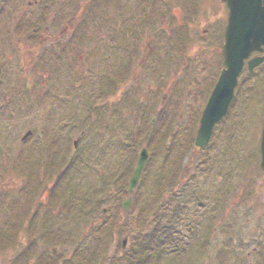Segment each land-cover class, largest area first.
<instances>
[{
    "label": "rangeland",
    "instance_id": "obj_1",
    "mask_svg": "<svg viewBox=\"0 0 264 264\" xmlns=\"http://www.w3.org/2000/svg\"><path fill=\"white\" fill-rule=\"evenodd\" d=\"M33 1L0 0V264H60L62 257L86 264L98 229L113 216L114 231L102 263L111 264V257L123 260L121 241L129 231L130 250L136 249L137 208L155 209V190L162 188L161 178L178 157L183 160L181 172L176 184L160 192L161 197L169 196L162 206H211L223 196L231 204L226 206V221L236 223L227 233L203 238L198 255L200 241H192L186 249L191 257L185 258H191V264H219L218 257H248L254 247L264 252V173L258 154L264 69L245 75L210 147L195 152L191 141L222 68L227 7L219 0H203L201 15L189 16L184 4L179 8L175 0ZM97 1L107 12L94 11L91 19L88 9ZM191 20L192 41L186 34L178 44L181 37L173 27L190 25ZM94 23L99 30H92L91 41L83 27L94 28ZM47 27L55 34L68 31L59 42L41 44L36 29L47 36ZM109 32L121 38L124 34L119 43L128 46L123 52L118 43L119 53L110 59L104 48ZM136 43L137 51L130 48ZM164 43L176 45L156 54L157 45ZM117 56L127 58L130 66L117 70ZM153 60H161L160 65L152 67ZM106 76L115 82L105 84ZM27 131L32 133L23 140ZM142 146L150 157L127 212L120 204ZM65 181L72 185L70 191L64 190ZM94 184L106 188L100 197V190L89 195ZM5 235L11 238L9 244L1 242ZM157 250L163 253L164 248ZM171 253L160 257V264H180Z\"/></svg>",
    "mask_w": 264,
    "mask_h": 264
},
{
    "label": "water",
    "instance_id": "obj_2",
    "mask_svg": "<svg viewBox=\"0 0 264 264\" xmlns=\"http://www.w3.org/2000/svg\"><path fill=\"white\" fill-rule=\"evenodd\" d=\"M230 7V17L226 29V42L223 53L224 68L217 85L205 108L201 126L196 135V146H206L212 136L214 125L227 113L234 98V89L242 71L244 60L254 50L264 51V0H224ZM264 61V56L253 58L249 69L253 71ZM1 72V69H0ZM261 163L264 171V126L261 140ZM149 157L146 148L140 151L134 174L130 179V192L138 184L143 168ZM129 202H125L127 206Z\"/></svg>",
    "mask_w": 264,
    "mask_h": 264
},
{
    "label": "flooded vegetation",
    "instance_id": "obj_3",
    "mask_svg": "<svg viewBox=\"0 0 264 264\" xmlns=\"http://www.w3.org/2000/svg\"><path fill=\"white\" fill-rule=\"evenodd\" d=\"M218 1V0H217ZM224 6L227 7L228 9V5L224 0H219ZM34 4H37V0L33 1ZM156 2V1H155ZM162 0H160L159 2L156 3H161ZM183 3L184 4V8L186 9V12H188V15L190 16H198L201 15V9H202V5L204 4L203 0H200V2H198L197 0H175V5L180 7V4ZM29 4H32L31 1L29 2ZM38 5V4H37ZM173 5V4H172ZM169 4L167 3V9L169 8ZM223 10V9H222ZM185 12V11H184ZM229 13V10H228ZM161 17H166V14L164 12H161ZM164 20V19H163ZM190 25H179V26H175L174 28V34L175 36H180L181 39L178 40V44H183V40L186 34L190 35L191 37V41H192V35H193V25H192V20L189 21ZM219 28V24L216 25ZM48 28V27H47ZM223 30V34H221V37L224 36V29L222 27ZM221 31V30H220ZM66 33L67 30H61L59 32V35L57 36L58 38L63 36V33ZM219 34V31H218ZM52 33L49 32L48 37H52ZM175 36H170L171 38H174ZM40 37L43 38L42 40V44L47 43V40L45 38V36L43 34L40 35ZM159 44V43H158ZM163 47L161 45H157V47L155 49H157L156 54H158L160 51H163L164 49H166L167 47L176 45L173 43H170L169 45H167L166 43L162 44ZM138 44L136 43L135 46L130 47L133 48L134 50H138ZM167 46V47H165ZM128 49V46H123V52L125 50ZM154 49V50H155ZM222 51V49H221ZM186 53V52H185ZM122 58V63L124 64V66L127 68L129 65V60L127 61V58L121 56ZM156 58V57H155ZM124 59V60H123ZM223 59V56H222ZM157 60V58H156ZM152 62V67L154 65L157 64V62L154 63V60L151 61ZM223 64V63H221ZM210 96V95H209ZM207 100H205V105L207 104ZM231 110V109H230ZM230 112V111H229ZM163 207L161 205L157 206L156 209L152 212H144L142 210V208H137L138 209V214H137V219L138 222H136L135 224L138 225L137 228L140 229L139 231V236L137 238V258H139L141 261H138L139 264H144V257H146L145 255V249H144V242L146 239V236L153 234L154 231L159 230V229H163V231L161 232V234L163 235V237H165V245H164V250L163 253L161 254V257H163L168 251L170 252H174L171 253L174 257H191V253L187 252V246L190 244L191 240L188 237V233H192L194 228L192 227V225H187L188 227L186 228V230H184V228H182L186 223H188V219H189V214H191L190 216H192L191 219H198V218H203L207 225L209 227H211L214 231H218L219 229L222 230V232H228L230 229L234 228V225L236 223L234 222H227L226 218H225V214L226 213V207L222 204L220 206H218L217 208H208V207H204L202 206L201 208H197V211L194 212H189L184 211L183 208H178V206H166L164 207V212L160 214V210ZM186 208V207H185ZM177 209H181V211H177ZM178 213V215L176 214ZM145 214H149V217H147L146 221V217ZM222 214V218L220 219V215ZM151 219H159L158 221H152ZM169 221H166V220ZM234 220V216L231 218ZM134 227L130 226V229H133ZM182 228V229H179ZM151 229V232L147 233L144 232V230H149ZM171 229L170 231H167ZM131 234L128 233L127 234V244L126 246L122 247V242H121V247L123 248L122 251H127L128 248L130 247V237ZM167 240H169V244H167ZM236 242V241H235ZM124 255V254H121ZM147 257H155L154 255H148ZM112 258V257H111ZM123 260H134L135 257H122ZM223 259L221 260L220 264H247L246 262H248V264H264V252H260L258 247H255L253 249V253H250L248 255V257H222ZM67 259V260H66ZM70 259V257H62L60 259V264H79L76 262V259L71 262L68 261ZM119 260L115 261V264H118ZM112 262V261H111ZM81 264H85V262L81 261Z\"/></svg>",
    "mask_w": 264,
    "mask_h": 264
},
{
    "label": "trees",
    "instance_id": "obj_4",
    "mask_svg": "<svg viewBox=\"0 0 264 264\" xmlns=\"http://www.w3.org/2000/svg\"><path fill=\"white\" fill-rule=\"evenodd\" d=\"M115 222L114 219H112L109 222H106L105 227L101 230L100 234H99V240H98V247L101 249L100 254H98L97 257H99L102 254V250L104 251L105 249L108 248V245L110 243V240L112 239V234L114 231V225L113 223ZM154 240V235H151L150 237H148L146 239V246L147 248H145V254L146 255H151V253H153V250H155V246H151L152 244H155V240ZM157 241V240H156ZM11 242V240L9 239L6 244H9ZM158 244V242H156ZM100 245V246H99ZM130 257H136L137 253L136 252H132V254H130ZM150 257H146V259H149ZM95 264H100V262H96Z\"/></svg>",
    "mask_w": 264,
    "mask_h": 264
}]
</instances>
